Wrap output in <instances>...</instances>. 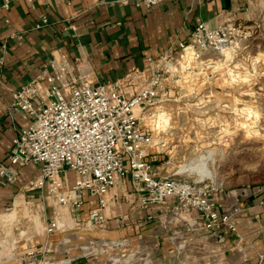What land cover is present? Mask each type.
<instances>
[{
    "label": "crops",
    "instance_id": "0c3cea01",
    "mask_svg": "<svg viewBox=\"0 0 264 264\" xmlns=\"http://www.w3.org/2000/svg\"><path fill=\"white\" fill-rule=\"evenodd\" d=\"M229 22L240 24L243 36L264 32V0H165L152 8L119 0H11L6 8L0 0V165L8 164L14 138L29 124L10 111L13 93L26 84L38 80V104L48 99L47 76L54 74L66 97L67 83L77 77L90 86L115 83L132 97L152 74L150 59L174 53L199 23L214 28ZM231 62L207 55L196 73L167 80L169 98L154 117L136 108L154 136L147 160L156 177H191L185 165L208 150L199 161L213 152L212 165L216 149L197 154L192 135L209 130L204 106H218L221 92L230 97L236 87L232 73L219 70ZM13 171L14 183L0 179V264L264 263V185L224 188L211 170L210 199L232 216L236 230L221 225L208 231L195 209L175 210L174 198L143 205L130 175L117 177L105 196L104 220L94 224L96 196L85 193L81 207L66 206L47 186L26 185L39 165ZM61 177L66 189L76 173L64 170ZM51 222L56 226L49 231Z\"/></svg>",
    "mask_w": 264,
    "mask_h": 264
},
{
    "label": "built area",
    "instance_id": "2783aa9c",
    "mask_svg": "<svg viewBox=\"0 0 264 264\" xmlns=\"http://www.w3.org/2000/svg\"><path fill=\"white\" fill-rule=\"evenodd\" d=\"M10 1L4 0V7ZM119 1L152 8L165 0ZM243 38L240 24L234 22L214 28L197 24L189 40L180 43L174 53L150 59L154 64L152 74L146 86L132 97L125 96L115 83L90 86L80 77L67 83L66 97L56 83L61 76L54 74L47 76L51 83L48 99L38 104V80L26 84L13 93L10 111L21 112L29 124L14 138L8 164L0 165V179L14 183V166L37 164L39 173L28 180L29 188L47 186L58 202L74 208L82 206L85 193L96 196L98 206L91 211V220L99 224L104 220L105 196L117 177L130 175L136 190L144 195L143 205L174 198L175 210L195 209L208 231L224 225L234 232L232 216L222 214L219 204L210 199L215 188L210 177H156L147 160V148L154 136L144 129L136 108L154 117L169 98L168 79L196 73L207 55L236 50ZM64 170L76 173L75 182L66 189L61 177ZM55 226L51 222L49 231Z\"/></svg>",
    "mask_w": 264,
    "mask_h": 264
},
{
    "label": "rangeland",
    "instance_id": "374dc122",
    "mask_svg": "<svg viewBox=\"0 0 264 264\" xmlns=\"http://www.w3.org/2000/svg\"><path fill=\"white\" fill-rule=\"evenodd\" d=\"M224 55L232 62L221 64L219 70L232 73L236 87L230 97L225 94L228 90L221 92L218 106L217 101L204 106L206 117H211L204 122L209 130L192 135L201 148L197 154L215 148V160L202 177L191 173L188 168L202 166L199 160L209 150L201 153L196 162L185 165L187 172L194 173L188 178L212 177L213 172L215 182L224 188L264 185V32H249L238 49L220 56Z\"/></svg>",
    "mask_w": 264,
    "mask_h": 264
},
{
    "label": "bare ground",
    "instance_id": "6f19581e",
    "mask_svg": "<svg viewBox=\"0 0 264 264\" xmlns=\"http://www.w3.org/2000/svg\"><path fill=\"white\" fill-rule=\"evenodd\" d=\"M213 154H214L213 152H210V154L207 157H205L202 166L194 165L188 169H190L192 172H197L200 176L205 175L208 172V171H206V169L208 167V162L210 159H213Z\"/></svg>",
    "mask_w": 264,
    "mask_h": 264
}]
</instances>
